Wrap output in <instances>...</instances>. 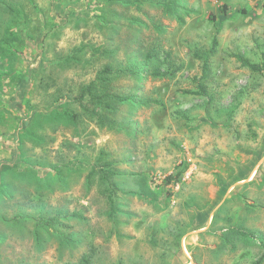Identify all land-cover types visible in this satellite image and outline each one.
Masks as SVG:
<instances>
[{
	"label": "rangeland",
	"instance_id": "rangeland-1",
	"mask_svg": "<svg viewBox=\"0 0 264 264\" xmlns=\"http://www.w3.org/2000/svg\"><path fill=\"white\" fill-rule=\"evenodd\" d=\"M0 264H264V0H0Z\"/></svg>",
	"mask_w": 264,
	"mask_h": 264
},
{
	"label": "trees",
	"instance_id": "trees-1",
	"mask_svg": "<svg viewBox=\"0 0 264 264\" xmlns=\"http://www.w3.org/2000/svg\"><path fill=\"white\" fill-rule=\"evenodd\" d=\"M224 8H227L226 6L224 7ZM168 56V55H167ZM253 68H256V67H253ZM107 71V70H106ZM134 78H135V80H139L140 79V75L139 74H135L134 75ZM8 169H11L10 167H7L5 170H8ZM178 176H176V177H168L167 179H166V183H170L173 179H175L176 180V178H177ZM176 183H177V180L175 181ZM175 183V184H176ZM115 188V187H114ZM109 200H110V203L112 204V206H113V204H114V202H113V199H112V196H110V198H109ZM55 217L54 218H49V219H47V220H45V219H43V224H45L47 227H51L54 223H55ZM63 226V225H62ZM70 238H73L71 235L69 236Z\"/></svg>",
	"mask_w": 264,
	"mask_h": 264
}]
</instances>
